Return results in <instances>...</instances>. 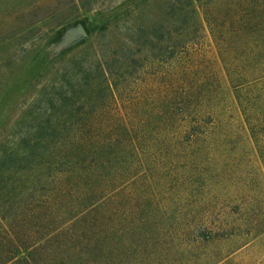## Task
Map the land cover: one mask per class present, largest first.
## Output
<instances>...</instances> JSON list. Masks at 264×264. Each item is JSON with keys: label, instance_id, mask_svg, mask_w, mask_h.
<instances>
[{"label": "trees", "instance_id": "obj_1", "mask_svg": "<svg viewBox=\"0 0 264 264\" xmlns=\"http://www.w3.org/2000/svg\"><path fill=\"white\" fill-rule=\"evenodd\" d=\"M203 16L264 167V0H210ZM178 35L166 69L153 58L155 71L138 80L135 98L105 77L84 103L38 125L14 151L0 150V264H55L57 253L73 249L77 257L63 263L199 264L216 239L264 232V221L217 228L194 211L200 189L223 183L231 159L222 154L234 148L218 138L219 77L191 32ZM184 186L192 218L183 217ZM86 251L102 256L88 259Z\"/></svg>", "mask_w": 264, "mask_h": 264}, {"label": "rangeland", "instance_id": "obj_2", "mask_svg": "<svg viewBox=\"0 0 264 264\" xmlns=\"http://www.w3.org/2000/svg\"><path fill=\"white\" fill-rule=\"evenodd\" d=\"M209 1L48 0L40 6V0H0V11L6 13L0 19V150L14 151L18 142L37 135L38 125H51L60 113L84 103L92 85L105 77L112 75L123 87L128 85L129 94L124 96L135 98L138 80L155 71L150 68L153 58L161 60L163 72L164 61L173 53L172 37L181 39L178 32L189 30L220 80L218 138L229 140L234 148L222 154L231 159L230 168L220 173L223 183L200 189L194 211L198 218L218 223L208 224L217 228L226 222L246 226L264 221V167L204 21ZM86 16L84 23L73 25ZM80 26L86 35L80 33ZM64 28L68 30L64 43L55 42L57 31ZM181 41L175 54L182 50L185 39ZM183 191V217L192 218L187 212L194 200L185 186ZM246 239L245 235L216 239L198 251V263L213 264L225 254L217 264H264V232ZM99 255L86 251L88 259ZM76 257V249L61 251L54 256L55 264H71L62 261Z\"/></svg>", "mask_w": 264, "mask_h": 264}, {"label": "water", "instance_id": "obj_3", "mask_svg": "<svg viewBox=\"0 0 264 264\" xmlns=\"http://www.w3.org/2000/svg\"><path fill=\"white\" fill-rule=\"evenodd\" d=\"M79 31H80V33H82V34H84V35L87 34L86 31L83 29L82 26L79 27Z\"/></svg>", "mask_w": 264, "mask_h": 264}]
</instances>
